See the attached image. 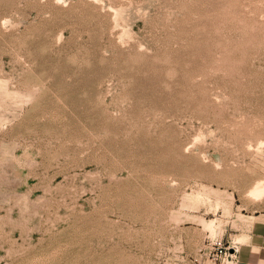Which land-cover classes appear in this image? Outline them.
<instances>
[{
  "label": "rangeland",
  "instance_id": "1",
  "mask_svg": "<svg viewBox=\"0 0 264 264\" xmlns=\"http://www.w3.org/2000/svg\"><path fill=\"white\" fill-rule=\"evenodd\" d=\"M257 185L264 0H0V264H236Z\"/></svg>",
  "mask_w": 264,
  "mask_h": 264
},
{
  "label": "crops",
  "instance_id": "2",
  "mask_svg": "<svg viewBox=\"0 0 264 264\" xmlns=\"http://www.w3.org/2000/svg\"><path fill=\"white\" fill-rule=\"evenodd\" d=\"M257 220L245 243L239 247L236 264H264V214L254 216Z\"/></svg>",
  "mask_w": 264,
  "mask_h": 264
},
{
  "label": "bare ground",
  "instance_id": "3",
  "mask_svg": "<svg viewBox=\"0 0 264 264\" xmlns=\"http://www.w3.org/2000/svg\"><path fill=\"white\" fill-rule=\"evenodd\" d=\"M264 192L262 191V188L257 185V187L251 192V195L255 198H260Z\"/></svg>",
  "mask_w": 264,
  "mask_h": 264
},
{
  "label": "built area",
  "instance_id": "4",
  "mask_svg": "<svg viewBox=\"0 0 264 264\" xmlns=\"http://www.w3.org/2000/svg\"><path fill=\"white\" fill-rule=\"evenodd\" d=\"M234 255H235L234 253H230V254H229V257L232 258Z\"/></svg>",
  "mask_w": 264,
  "mask_h": 264
}]
</instances>
